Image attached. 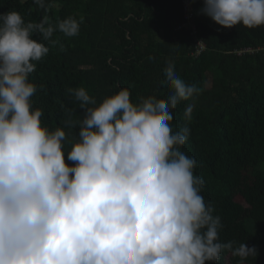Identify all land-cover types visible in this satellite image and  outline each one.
<instances>
[{
    "label": "clouds",
    "instance_id": "1",
    "mask_svg": "<svg viewBox=\"0 0 264 264\" xmlns=\"http://www.w3.org/2000/svg\"><path fill=\"white\" fill-rule=\"evenodd\" d=\"M34 3L47 10L45 0ZM200 12L224 28L264 25V0H203ZM82 23L0 13V264H216L224 251L237 264L255 258V246L220 242L221 218L201 195L196 160L180 150L190 129H174L172 110L202 89L173 61L163 70L167 100L134 104L121 89L97 103L83 87L69 89L85 110L65 121L79 126L70 151L63 128L42 125L29 76L49 48L34 34L75 37ZM192 112L186 107V121Z\"/></svg>",
    "mask_w": 264,
    "mask_h": 264
},
{
    "label": "trees",
    "instance_id": "2",
    "mask_svg": "<svg viewBox=\"0 0 264 264\" xmlns=\"http://www.w3.org/2000/svg\"><path fill=\"white\" fill-rule=\"evenodd\" d=\"M189 1L195 38L204 46L197 56L190 30L175 31L183 23L179 0H45L47 10L34 0H0V13L16 11L33 23L47 15L52 25L83 17L75 37L58 30L51 38L56 43L33 37L49 48L29 76L37 86L33 108L43 111L41 123L50 131L64 129L65 151L79 133V126L70 129L65 121L80 120L85 112L69 89L83 87L97 103L121 89L130 91L134 104L150 95L167 100L173 89L163 70L173 61L186 84L202 89L179 102L171 123L190 129L180 150L196 160L201 195L221 218L219 240L255 246L257 256L244 264H264V25L224 28L201 14L203 0ZM189 105L190 122L183 115ZM64 158L74 163L66 152ZM238 260L224 251L216 264Z\"/></svg>",
    "mask_w": 264,
    "mask_h": 264
},
{
    "label": "built area",
    "instance_id": "3",
    "mask_svg": "<svg viewBox=\"0 0 264 264\" xmlns=\"http://www.w3.org/2000/svg\"><path fill=\"white\" fill-rule=\"evenodd\" d=\"M182 8L183 13V23L179 25L175 31L181 30H190V35L194 39V53L197 56L201 53L204 49L203 44L195 38V30L194 26L192 25V7L189 0H179Z\"/></svg>",
    "mask_w": 264,
    "mask_h": 264
},
{
    "label": "rangeland",
    "instance_id": "4",
    "mask_svg": "<svg viewBox=\"0 0 264 264\" xmlns=\"http://www.w3.org/2000/svg\"><path fill=\"white\" fill-rule=\"evenodd\" d=\"M208 83H209V81H208ZM234 201H235V203L244 206L243 200H242L240 197H236V198L234 199ZM243 224H244L245 228H246L249 232L252 233V232L254 231V226H253V224L251 223V221H249V220H245V221L243 222Z\"/></svg>",
    "mask_w": 264,
    "mask_h": 264
}]
</instances>
